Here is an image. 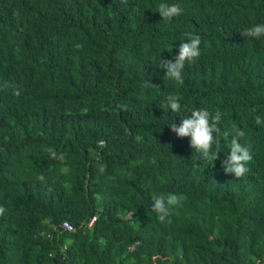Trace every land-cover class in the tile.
Wrapping results in <instances>:
<instances>
[{"label": "trees", "instance_id": "trees-1", "mask_svg": "<svg viewBox=\"0 0 264 264\" xmlns=\"http://www.w3.org/2000/svg\"><path fill=\"white\" fill-rule=\"evenodd\" d=\"M162 2L183 13L165 23ZM255 24L264 0H0V264L264 263V38L241 35ZM187 33L200 56L181 85L159 59ZM196 109L221 113L213 165L168 127ZM233 128L252 155L240 179L220 164ZM167 193L184 199L161 223Z\"/></svg>", "mask_w": 264, "mask_h": 264}, {"label": "clouds", "instance_id": "clouds-1", "mask_svg": "<svg viewBox=\"0 0 264 264\" xmlns=\"http://www.w3.org/2000/svg\"><path fill=\"white\" fill-rule=\"evenodd\" d=\"M157 12L162 21L170 23L173 18L183 13V9L178 3L168 4L162 2L159 4ZM241 35L247 38V41L264 38V24H255L246 28L241 32ZM186 36V42L180 43L178 54L173 59H159V67L166 72L165 78L181 85L184 83L182 73L185 66L195 63L200 56L201 37L192 33H187ZM9 86L7 81L0 82V91L7 89ZM13 95L20 96V90L13 89ZM180 99L181 97L178 95L170 94L165 97L160 107L178 113L181 111ZM220 122L221 113L219 111L213 115L207 109H196L189 116L180 118L178 125L172 122L168 127L177 138L189 139V146L198 155L199 160L213 165L216 160L220 159L221 153ZM262 122L264 121L259 116L255 118L257 125ZM224 135H231V140L228 154L220 160L222 170L226 175L240 179L250 171L247 165L252 160L250 146L240 142L245 136V132L240 128H233L231 132H225ZM46 151L50 158L64 161V155L62 153L58 154L54 148H47ZM104 171L105 166L101 165L99 172L102 174ZM37 179L45 182L43 175L38 176ZM183 199L182 195L173 193L153 195L151 211L155 212L158 220L163 223L170 213V208L178 206ZM4 212L5 209L0 207V216Z\"/></svg>", "mask_w": 264, "mask_h": 264}, {"label": "built area", "instance_id": "built-area-1", "mask_svg": "<svg viewBox=\"0 0 264 264\" xmlns=\"http://www.w3.org/2000/svg\"><path fill=\"white\" fill-rule=\"evenodd\" d=\"M94 221V218L91 220V222L89 223V226L92 224V222ZM62 227L67 230V231H72V227L69 223L65 222L62 224Z\"/></svg>", "mask_w": 264, "mask_h": 264}, {"label": "water", "instance_id": "water-1", "mask_svg": "<svg viewBox=\"0 0 264 264\" xmlns=\"http://www.w3.org/2000/svg\"><path fill=\"white\" fill-rule=\"evenodd\" d=\"M261 264H264V263H261Z\"/></svg>", "mask_w": 264, "mask_h": 264}, {"label": "rangeland", "instance_id": "rangeland-1", "mask_svg": "<svg viewBox=\"0 0 264 264\" xmlns=\"http://www.w3.org/2000/svg\"><path fill=\"white\" fill-rule=\"evenodd\" d=\"M101 144V143H100Z\"/></svg>", "mask_w": 264, "mask_h": 264}]
</instances>
